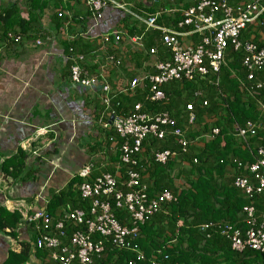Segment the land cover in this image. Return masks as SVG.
Wrapping results in <instances>:
<instances>
[{
    "label": "built area",
    "instance_id": "built-area-1",
    "mask_svg": "<svg viewBox=\"0 0 264 264\" xmlns=\"http://www.w3.org/2000/svg\"><path fill=\"white\" fill-rule=\"evenodd\" d=\"M153 1L158 2L159 0ZM86 4L91 15L90 29L99 24L104 9L112 7L121 11L123 15L133 17L144 24L145 30L160 31L159 39L164 48L163 55L169 54V58H157L158 49L156 47L146 49L149 57L154 59L155 73L131 79L124 89L127 92L134 91L141 81H146L148 90L145 98L151 102L165 101L166 96L161 89L162 85L182 81V79L191 81L198 76L205 77L210 71L218 72L225 63L224 53L228 46L234 50H243L241 65L246 73V81L254 80L255 82L251 85L254 87H250L244 81H240L241 88L248 95L258 94L260 90L264 92V78L257 75V72L264 68V42L259 45L252 39L246 41L240 39L241 32L247 25L254 23L255 26L263 25L264 5L261 0L242 1L234 5L228 0H189V4L179 11L181 15L175 28L158 24L157 13L145 15L136 13L120 0H86ZM61 15L62 13H58V16ZM191 33L199 34L200 40L194 45L184 44L181 38ZM142 38L143 35L131 38L139 49H144ZM121 39V32L105 33L101 36L104 44L117 43ZM19 40V36L14 37L15 42ZM36 43L39 44V41ZM83 59L82 54H76L72 48L69 49L67 60L70 62V81L74 85L88 89L100 82V100L105 109H108L111 87L103 75L104 71L98 75L86 74L81 66ZM106 61L107 64L115 67L121 64L122 59L112 54L107 56ZM195 96L199 94L195 93ZM256 102L259 112L264 115V100L258 98ZM198 103L202 106L208 104L205 99H199ZM185 109L188 114L183 126L171 130L167 128L172 124L168 112L144 111L140 103H136L126 116L114 115L111 125L104 122V129L112 127L120 137L127 138L120 147H115L119 152L121 162V164L118 163L119 166L124 164L126 167L125 178L121 181L122 185L119 187L117 175L108 171L91 177L93 164H85L76 174L82 178V182L78 185L81 198L90 200L89 216L84 209L66 202L60 211L63 219L56 220L55 223L54 218L47 212L46 206L49 199L46 200V197L39 193L38 196L42 199L43 206L36 207L23 220L35 237L28 261L37 258L36 250H45L48 251V256L41 259V264H90L92 257L102 252L105 239H108L116 248L129 245L128 239L138 236V224L159 211L162 203L175 199L174 194L167 189L154 196L148 194V185L138 170V159H136L137 157L140 160L139 154L143 140L148 135L161 139L171 134L180 152L188 153L189 148L194 147L196 142L211 140L220 133V128L214 126L209 130L199 132L193 139L188 138L186 135L188 129L190 131L199 129L195 123L194 104L188 101ZM262 127L260 120L257 122L248 120L242 126L234 125V134L243 146L250 148L246 138L256 136L257 131ZM108 141L116 144V141L110 137ZM251 156V162L230 159L238 170L247 172H240L233 179V185L239 188L247 199H252L254 195L264 196V144L257 145L251 152ZM153 157L156 162L164 164L170 159L178 158V152L164 149L154 152ZM196 161V158H193V162L196 163ZM112 202L115 207L127 210L131 226L118 222L113 214ZM242 211L245 214L246 227L240 228L225 223L220 233L225 235L235 251L242 252L245 249H251L264 253V216L256 215L255 207L251 202L245 205ZM66 221L72 222L75 227L84 225L85 230L81 228L73 230L67 241H64L62 238L66 236L64 229ZM208 226H214V224H204L202 228ZM217 227L220 228V225ZM138 253L141 258V253L139 251ZM28 261L24 264H29Z\"/></svg>",
    "mask_w": 264,
    "mask_h": 264
},
{
    "label": "crops",
    "instance_id": "crops-1",
    "mask_svg": "<svg viewBox=\"0 0 264 264\" xmlns=\"http://www.w3.org/2000/svg\"><path fill=\"white\" fill-rule=\"evenodd\" d=\"M120 1L142 15L157 13V23L169 28L176 27L179 11L189 4V0ZM228 1L234 5L250 0ZM261 3L264 5L262 0ZM9 5L16 6L20 18L28 19L25 0H0V163L22 149L27 154L24 172L27 175L1 181L0 171L3 182L0 205L19 211L23 221L36 207L43 206L39 193L49 199L87 163L94 164L92 176L114 167L118 179L124 177L119 171V159H116L117 144L109 141L105 144L103 132L105 119L111 125L114 114L110 107H103L100 87L88 89L70 81L67 46H73L74 53L84 56L81 66L86 74L104 71L111 91L122 92L126 98L135 97L134 91L124 90L131 79L155 73L154 59L146 49L156 47L157 58H160L164 48L159 36L154 38L145 32L144 24L112 7L105 8L99 24L90 29L91 15L86 0H49L38 24L32 26L31 37L9 43L1 31V12ZM249 27V38L264 42L263 25L255 26L254 23ZM15 32L22 35L17 26ZM111 32H121L122 39L117 43H102L101 36ZM139 35H143L144 49H139L131 40ZM181 39L189 45L198 42L195 33ZM77 41L75 46L71 44ZM112 54L121 57L119 66L107 64L106 58ZM147 84L146 81L138 84L139 95L146 90ZM212 120L202 118V123L211 124ZM146 146L141 149L140 159L151 157L155 151L151 146L148 148V144ZM203 146L201 141L194 144L196 150ZM174 160L179 164L178 158ZM186 165L183 163V168L176 165L179 174L177 170L172 173L175 188L185 185L181 169L187 170ZM234 172L235 169L228 165L225 177L233 178ZM26 224L19 226L16 238L0 234V263L6 259L8 251H19L20 240L31 237L32 232ZM37 258L28 263L41 264L44 257Z\"/></svg>",
    "mask_w": 264,
    "mask_h": 264
},
{
    "label": "trees",
    "instance_id": "trees-1",
    "mask_svg": "<svg viewBox=\"0 0 264 264\" xmlns=\"http://www.w3.org/2000/svg\"><path fill=\"white\" fill-rule=\"evenodd\" d=\"M48 1L25 0L28 9L27 20L20 18L15 5H9L2 9L1 31L6 40L10 43V41L15 42L14 37L16 36H19L21 40L30 38L32 26L38 24L39 17L44 8L48 6ZM262 2L264 3V0ZM179 19L180 16L177 21ZM16 26L22 35L15 32ZM248 26L241 32L240 39L242 41L250 40L247 31L249 33L251 28ZM262 28H264V23ZM145 32L150 33L154 38L160 37L158 30L148 29ZM199 40L200 35L197 34V41ZM255 42L259 45L263 44L257 40ZM77 43L78 41L71 44L75 46ZM147 44L151 45L152 43L147 42ZM70 48L74 50L73 46H67V55ZM161 54L160 58H169V54H166L167 57L163 55L164 53ZM243 56L242 49L234 50L228 46L224 53L225 63L218 72L210 71L205 77L198 76L191 81L182 79V81L168 82L162 85L161 89L166 96L165 101L151 102L146 99L148 84L146 90L140 95L141 90L135 87V97L133 96V98H126L119 91H111L109 107L116 116H126L136 103H140L144 111L168 112L172 124L167 128L171 130L183 126L188 114L185 105L191 101L194 104L195 123L199 130L190 131L188 129L187 137L193 139L199 132L209 130L214 126L220 128V133L211 140L203 141L204 146L199 150L190 147L188 153L180 152L174 136L171 134L161 139L148 135L143 140L142 147H147L146 144H148V148L151 146L155 149L154 152L164 149L178 152L179 164H176L174 159H170L164 164L158 163L154 160L153 155L147 159L142 157L140 160L136 157L138 170L142 173L149 188L148 194L154 196L167 189L174 194L175 199L162 203L159 211L143 223L138 224V236L128 239V247L116 248L108 239H105L102 252L94 255L90 264H264V253L251 249H245L242 252L235 251L231 248L230 241L220 233L225 223L240 228L246 227L245 214L242 209L250 202L255 207L256 215L264 216V196L254 195L252 199H247L242 191L233 185L235 175L247 172L238 170L230 159L251 162V152L257 145L264 144L262 129L257 131L256 136L246 138L250 148L243 146L234 134V125L236 124L242 126L248 120L255 122L260 120L262 125L264 124V115L259 112L256 102L258 98L264 100V92L260 90L258 94L248 95L240 86V81H244L250 87H254L251 85L255 83L254 80L246 81V73L241 65ZM257 75L264 78V68L258 71ZM99 84L100 82L96 87H100ZM195 93L199 96H195ZM199 99L207 100L208 104L202 106L198 103ZM103 107L105 106L103 105ZM202 118L213 120L210 122L211 124L202 123ZM103 132L107 141L105 144L108 143L110 137L120 147L127 139L120 137L112 127H108ZM140 154L139 156H141ZM116 155L118 160L119 152ZM26 158L27 154L19 149L2 160L0 163L1 181L24 178L27 175V173L24 175ZM193 158H196V163L193 162ZM118 161L121 164L120 159ZM183 163L187 164V170L181 169L184 171L182 175L185 178V185L178 189L172 183V173L179 170L176 165L182 167ZM228 165L235 169L231 179L225 177ZM124 166V164L119 166V171L121 170L124 175L122 179L117 178L119 187L125 178L126 167ZM107 170L114 174V167H108ZM145 174L147 177H144ZM1 181L0 188L3 183ZM81 182L82 178L75 173L65 187L52 193L46 208L50 216L54 218V223L56 220L63 219L60 211L66 202L72 203L74 207L84 209L89 216L90 200L81 198L78 191V185ZM111 207L118 222L131 226V219L126 209L115 207L113 202ZM22 223V215L19 211L9 210L0 205V234L16 238L17 230ZM209 223H213L214 226L202 228L204 224ZM217 225H220V228ZM78 228L85 230L84 225L75 227L72 222L66 221L64 224L66 236L62 239L67 241L71 232ZM34 238L31 235L28 240H20L19 251H8L6 259L0 264L26 263L32 253ZM138 251L141 253V258H139ZM47 254L48 251L45 250H36L35 253L36 256L43 257Z\"/></svg>",
    "mask_w": 264,
    "mask_h": 264
}]
</instances>
